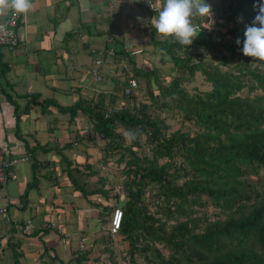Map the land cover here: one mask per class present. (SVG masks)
<instances>
[{
  "label": "trees",
  "instance_id": "1",
  "mask_svg": "<svg viewBox=\"0 0 264 264\" xmlns=\"http://www.w3.org/2000/svg\"><path fill=\"white\" fill-rule=\"evenodd\" d=\"M198 2L150 0L144 7L146 40L160 49L162 60L172 63L169 81L162 78L157 66H142L148 49L135 48L143 54L138 57L126 39L114 33V6L108 13L105 46L92 50L94 62L102 58L115 66V72L117 65L126 63L119 74L126 76L120 77L123 82L134 78L139 86L141 79L148 85L154 83L155 88L148 89L150 103L114 105L116 95L110 94L106 103L103 94L94 105L90 103L93 99H81L62 106L55 99L39 101L35 95L22 110L35 104L46 112L52 105L71 117L78 111L89 115L92 131L105 140L101 162L111 168L113 162L116 174L122 176L127 200L121 208L118 234L127 242L121 253L130 264H139L137 257L142 256L147 264H264V0H219L218 5L205 10ZM160 9L167 12L164 25L153 21ZM209 18L213 24L208 30ZM220 20L226 23L220 24ZM236 49L242 57L234 62ZM226 65L230 68L224 70ZM195 72L211 87L190 92L185 83ZM244 87L249 92L239 94ZM257 88L262 93L252 95ZM106 104L118 110L106 116ZM153 107L179 111L182 121L193 129L171 130L163 118L152 113ZM125 134L131 140L128 144L123 141ZM141 135L151 145L150 156L136 151L142 145L138 141ZM70 144L53 149L65 162L63 171L71 185L85 196L100 193L107 197L111 189L106 176H99L100 185L95 183L92 189L78 182L74 173L83 169L64 153ZM29 151L37 172L41 163L34 156V147ZM112 156L116 159L111 162ZM84 166L86 177L95 172L92 163ZM45 175L58 183L53 167ZM179 179H183L181 183H177ZM38 181L36 175L26 184L23 197ZM147 191H155L158 198L154 204L165 212L167 220L150 211ZM114 207L102 206L100 218L110 215ZM207 208L214 212L207 215ZM50 225L45 226L57 229ZM14 226L25 232L26 222ZM39 230L47 228L34 225L30 234ZM107 231L101 238V250L107 255L98 264H117L112 234ZM16 245L13 242L12 263L21 264ZM78 256L82 255H74L75 264H79Z\"/></svg>",
  "mask_w": 264,
  "mask_h": 264
},
{
  "label": "crops",
  "instance_id": "2",
  "mask_svg": "<svg viewBox=\"0 0 264 264\" xmlns=\"http://www.w3.org/2000/svg\"><path fill=\"white\" fill-rule=\"evenodd\" d=\"M117 1L113 5L116 11L118 8L114 33L127 39L138 29L139 37H146L144 6L133 0ZM10 4L20 11L17 31L21 41L17 47H0V153L5 158H16L30 154L34 147V156L41 164L34 172V162L30 166L16 163V180L0 186V207L7 210L0 215V264H13V242L21 251V264H75L74 255L79 254V264H98L107 255L101 250V238L108 233L110 219V215L100 218V210L106 205L122 208L127 200L122 176L119 180L114 175L110 177L111 164L105 167L100 160L105 140L92 131L89 115L81 111L71 117L57 106L50 105L44 112L35 104H30L28 111L22 110L35 95L39 101L55 99L62 106L86 98L98 100L103 94L106 101L110 94L116 95L112 84L116 79L99 83L91 80L92 58L88 56L92 50L105 46L103 30L108 27L112 0H0V30L4 10ZM144 61L148 62L146 57ZM143 65L146 66L145 62ZM132 103L133 100L128 102ZM69 141L64 153L83 169L80 174L74 173L78 182H85V187L92 189L100 185L99 176H106L111 189L107 197L100 193L85 196L71 185L63 171L64 163L53 149ZM87 162L92 163L95 171L88 178L83 174ZM52 167L59 175L56 184L53 177L45 175ZM29 173L32 178L37 175L39 181L23 197L25 187L20 178ZM26 220L47 230L28 234L14 226ZM49 224L59 229L45 226ZM111 237L116 255L127 248L120 234ZM119 246L123 248L120 251Z\"/></svg>",
  "mask_w": 264,
  "mask_h": 264
},
{
  "label": "rangeland",
  "instance_id": "3",
  "mask_svg": "<svg viewBox=\"0 0 264 264\" xmlns=\"http://www.w3.org/2000/svg\"><path fill=\"white\" fill-rule=\"evenodd\" d=\"M134 1V0H133ZM172 2H176L177 0H170ZM193 1H199L198 2V5L201 9H203L204 7H213V6H216L218 5V2L219 0H193ZM205 1V3H204ZM113 4H117V0H112ZM135 2V1H134ZM182 2V1H180ZM137 5L140 4L139 6L141 7H145V6H148L149 3H150V0H138V2H135ZM176 4V3H175ZM183 4V3H182ZM183 6V5H182ZM143 7V8H144ZM117 8V6H116ZM206 8V9H207ZM205 10V8H204ZM109 11H110V6H109ZM117 11H118V8H117ZM117 11L115 10L114 8V17H116V14H117ZM116 13V14H115ZM166 18H167V12L166 11H161L157 16H154L153 17V21L155 24H165L166 22ZM107 23V22H106ZM220 24H224L226 23L225 20H220L219 21ZM213 24V19L210 18L209 21H206V26L208 27L207 29L209 30L210 27ZM92 32H95V29L94 27H92ZM104 33V32H103ZM139 31L138 29H136V31L134 33H131L130 34V37L126 39L127 43L129 44V46H131L132 48H145V49H149V51H145V57L147 58V61H144L145 62V67H149L150 65H155L159 68V70L161 71L160 73L162 74V78L166 81H169V79H171V76L173 75L171 73V66H172V63L167 61V60H162L165 59L163 56V53L160 51V49L156 46H154L153 44H150L147 40H146V37H143V38H140L139 35H138ZM74 34V33H72ZM214 35L216 36V38H219V35H218V32L215 31L214 32ZM79 39V38H78ZM241 50L239 49H236V52L232 58V61L234 62H237L241 57H242V54L240 52ZM229 55H232L231 53H229ZM89 58L91 60V63L94 62V58L92 56V54H88ZM138 57H142L143 54H140L138 53L137 55ZM162 57V58H161ZM149 60H152L151 62H149ZM90 63V65H91ZM126 64V63H125ZM116 65V64H115ZM143 65V64H142ZM128 66V65H126ZM90 67V66H89ZM107 66H105L106 68ZM222 68L225 70V69H229L230 66H222ZM91 76V75H90ZM120 77L122 78H125V76H119V75H112L107 78H102L101 80H96L95 78H92L91 77V80L92 81H95L97 83L99 82H104L106 79H116L115 81L112 82L113 84V88H114V92L115 94L117 95V97L115 98V103L114 105L116 104H121V102H123V104H127L128 102H130V100L134 99V94L132 95H125L124 94V89L126 87H128V84L126 82H123L122 79H120ZM185 86L187 87V89L190 91V92H194V91H203V90H207L208 88L211 87L210 83H208L203 75L200 73V72H195V75H194V78L191 80V81H187L185 83ZM150 88H155V84L154 83H150L149 85L146 83V81L144 79H141V86H139L137 89L133 88V92L134 93H138L135 97V102H147V103H150V100H149V96H148V89ZM248 88L247 87H244L240 92L239 94L241 95H245L246 93H248ZM252 95L253 94H261L262 91L261 89H255L253 90L252 92H250ZM88 99V98H86ZM88 100H92V99H88ZM109 100L107 98L106 100V103H109ZM92 102L95 104V102L97 103L98 100L97 98L92 100L90 103L92 105ZM106 107H112L111 104H106ZM152 113L163 118L166 122V124L170 125L171 127V130H174V129H177L178 127H182L183 130L184 129H193V127L191 125L188 124V122H183L182 121V118L180 116V112L175 110V109H157L155 107L152 108ZM192 133V132H191ZM72 138H74V136L71 134ZM139 138V142L142 144L140 149L139 150H136L137 153L140 155V156H143V155H147V156H150L151 155V145L147 144L146 143V140H145V135H141L138 137ZM123 141L125 142V144H128L131 140L129 138V135L125 134L124 136V139ZM76 143V142H75ZM28 155V153H26ZM116 159V157H113L110 159L111 162L114 161ZM31 161V162H30ZM163 160H160V163H162ZM21 164H25V165H28L30 166L31 163H33V160L31 158H29V160L27 161H23V162H19ZM65 162L61 161V164ZM74 165H76V163H73ZM16 165V164H15ZM20 165V164H18ZM115 168V165L113 164L112 162V168L110 170H112L111 174H110V177H112V175H114L115 177H117V180H119L121 177L120 175L118 176L116 174V169ZM20 182L22 183V185L25 187L26 183L30 180H32V174L29 173V175H27V177H23V178H20ZM183 179H179L177 180V183H181ZM4 185V184H3ZM116 185H119L118 182ZM2 186V185H1ZM121 189V188H120ZM149 193V196L147 198V202L149 204V209L151 212H153L156 216H161L162 217V220H167V216L165 214V212H163L158 206H155V200L156 198H158L157 196H155V191H147ZM207 215H211L212 212H214V210L212 208H207ZM216 212L218 211V209L215 210ZM111 215V214H110ZM169 223H172V222H169ZM106 225V224H105ZM119 251L122 250V246H119ZM137 261L139 264H147L145 262V259L142 257H137Z\"/></svg>",
  "mask_w": 264,
  "mask_h": 264
},
{
  "label": "built area",
  "instance_id": "4",
  "mask_svg": "<svg viewBox=\"0 0 264 264\" xmlns=\"http://www.w3.org/2000/svg\"><path fill=\"white\" fill-rule=\"evenodd\" d=\"M113 5L110 4V11H112ZM5 21L0 30V47L1 46H8L10 48L17 47L20 45L21 36L17 31V24L19 23L20 19V11L12 6L9 5L5 11ZM112 51H109L108 54H111ZM105 66H107L105 68ZM117 72H115V66H111L109 64L104 63L102 58H96L94 62V66L90 69V75L92 78L96 80H101L102 78H107L114 75H119L122 72V69H126V64L121 63L117 65ZM120 76V75H119ZM128 87L124 89L125 95H131L132 89L137 87V80L134 78L127 79ZM92 105L94 103L92 102ZM118 109L113 107H105V115L109 116L111 113L116 112ZM29 155H22L16 158H5L0 153V186L3 184H7L16 180V172H15V164L23 161L29 160ZM7 210L4 207H0V215L6 214ZM122 209L120 207H114L113 211L111 212L110 219H109V228L108 230L112 234V236H116L119 232L122 220ZM51 227H59L55 224H51ZM34 230V225L30 220H26L25 232L30 234ZM61 231V230H60ZM63 233V231H61ZM80 247H83V243L81 241ZM117 264H130L122 255L121 251L118 253Z\"/></svg>",
  "mask_w": 264,
  "mask_h": 264
},
{
  "label": "clouds",
  "instance_id": "5",
  "mask_svg": "<svg viewBox=\"0 0 264 264\" xmlns=\"http://www.w3.org/2000/svg\"><path fill=\"white\" fill-rule=\"evenodd\" d=\"M10 5H12V4H10ZM8 6H9V5H8ZM8 6H7V7H8ZM12 6H13V5H12ZM7 7H6V8H7ZM6 8H5V9H6ZM16 8H17V7H16ZM17 9H18V8H17ZM18 10H19V9H18ZM4 11H5V10H4ZM19 20H20V19H19ZM209 20H210V18L208 19V21H209ZM4 21H5V13H4ZM17 25H18V24H17ZM142 66H144V65H142ZM125 79H126V76H125ZM126 81H127V80H126ZM127 84H128V81H127ZM138 87H139V84H138V81H137V87H136L135 89H137ZM132 94H134V99H132V100H133V102H135V97H136V95H137L138 93L136 94V93H134V92L132 91ZM132 94H131V95H132ZM137 103H138V102H137ZM137 103H136V104H137ZM24 155H27V154H24ZM28 155L30 156V154H28Z\"/></svg>",
  "mask_w": 264,
  "mask_h": 264
}]
</instances>
